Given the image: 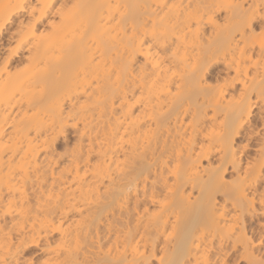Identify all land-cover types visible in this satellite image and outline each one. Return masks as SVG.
<instances>
[{"label":"bare ground","instance_id":"6f19581e","mask_svg":"<svg viewBox=\"0 0 264 264\" xmlns=\"http://www.w3.org/2000/svg\"><path fill=\"white\" fill-rule=\"evenodd\" d=\"M259 215L264 0H0V264H264Z\"/></svg>","mask_w":264,"mask_h":264},{"label":"rangeland","instance_id":"374dc122","mask_svg":"<svg viewBox=\"0 0 264 264\" xmlns=\"http://www.w3.org/2000/svg\"><path fill=\"white\" fill-rule=\"evenodd\" d=\"M258 217L261 218V219H258V218L256 219V218H255V219H254L255 221L253 220V221H250V222H249L250 224L253 223L251 226H254V228H257V229H258V225H257V223H258L259 221H260L262 224L264 223V216H263V215H262V216L259 215ZM256 220H257L258 222H256ZM255 222H256V223H255ZM263 228H264V224L262 225V229H263ZM262 229H261V230H262ZM231 262H232V260H231ZM233 262L235 263V261H233ZM237 264H241V262H239V263H237Z\"/></svg>","mask_w":264,"mask_h":264}]
</instances>
